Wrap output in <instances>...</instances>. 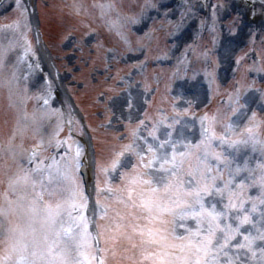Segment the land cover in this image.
Here are the masks:
<instances>
[{"label":"snow or ice","instance_id":"6c2138e0","mask_svg":"<svg viewBox=\"0 0 264 264\" xmlns=\"http://www.w3.org/2000/svg\"><path fill=\"white\" fill-rule=\"evenodd\" d=\"M4 63L5 55L0 54V67ZM43 103L48 105V99ZM246 131L247 139L219 137L221 147L225 143L229 147L251 143L255 151L259 144L264 155V141H258L251 128ZM14 139H10V147ZM169 143L163 141L155 149L149 146L152 157L147 163L144 154L131 144L125 146L139 157V164L132 165L133 175L122 177L126 179L124 187L106 189L122 206L109 224L100 222L107 217L108 207L97 199L96 207L102 211L95 222V236L86 216L88 198L82 182L76 184L72 179V165L61 169L54 158L47 164L32 150L28 167L17 163L0 193V264H108L107 253L112 264H222L220 254L227 255L225 249L248 224L253 225L256 235L249 232L234 246L247 249L255 259L253 245L256 240L264 241V160L252 168L249 157L241 164L235 156L210 151L207 146L203 154L193 155L178 151L175 143H171L169 155L165 147ZM80 154L78 148L77 157ZM123 154L113 160V171L121 165L119 156ZM12 155L15 160L16 154ZM189 157L194 163L185 171ZM79 167L77 160L75 170ZM138 167L150 171H136ZM243 173L247 175L240 178ZM252 188H257L258 194L245 197ZM100 192L97 187L98 197ZM258 210L259 220L254 222L252 214ZM188 219L196 222L194 230L183 223ZM233 220L237 221L235 226ZM177 227L186 235L176 234ZM101 242L103 247H99ZM226 264H234L231 257ZM259 264H264V247L260 248Z\"/></svg>","mask_w":264,"mask_h":264},{"label":"rangeland","instance_id":"374dc122","mask_svg":"<svg viewBox=\"0 0 264 264\" xmlns=\"http://www.w3.org/2000/svg\"><path fill=\"white\" fill-rule=\"evenodd\" d=\"M29 2L31 1V3H33L32 7L34 9V0H28ZM68 1V0H67ZM72 2H77L78 0H71ZM83 5L81 7L84 8V12L83 13L85 16L87 15L89 17L88 21H83L82 23H80V35H82L85 32V28L87 30V28H89V30L91 28H101V24L95 22L96 19H94V16H91V14L87 13L85 11L86 8L90 7L95 9L100 15V17L105 18L109 24H113L115 23L114 21V16L113 13L115 12L117 5H116V1L117 0H112V1H101V0H96L95 2H91L88 3L87 6H84L85 3H87L85 0ZM125 1L126 3H128L130 0H122ZM193 2V10H198L200 8V4L196 1V0H191ZM212 2V0H209ZM62 1L60 0H55L54 3V7H48L46 10L47 12H45V17L42 18L43 20L46 19L47 26H45V29L47 27H49V32L53 31L51 29L50 26L48 25H53V23H60V26H64L65 20H56V18H60V15L56 12L58 11L60 8V4ZM66 2V1H65ZM147 2V0H145V3ZM206 2H208V0H206ZM43 3V2H42ZM118 4H120V1L117 2ZM230 3V2H229ZM131 6H135V12L136 10H138V8L144 4L143 0H133L132 1ZM64 5V10L70 11H76V9H79V11L81 12L80 8H77L76 5L73 6H68L67 4H63ZM115 5V6H114ZM74 6H76L74 8ZM195 7V8H194ZM82 8V9H83ZM259 8V13L263 14L264 13V5H261ZM44 12V11H43ZM77 12V11H76ZM83 12V10H82ZM81 12V13H82ZM141 14V10L139 11ZM5 12L4 10H2L0 12V17L4 16ZM144 15V14H143ZM141 15V16H143ZM55 17L54 22H52L53 18ZM233 19L231 18L228 21L227 25H232L234 28L235 26L233 25ZM18 20V19H17ZM14 23H18V21H15ZM51 23V24H50ZM161 22H159L158 19H156L155 22H148V26L147 27H152L154 28V31L156 30V25L160 24ZM67 26H71V22L70 20H68V23L66 24ZM58 30V29H57ZM108 28L105 29V31H107ZM243 32V27H239L238 29H236V32L238 33L239 31ZM245 31V30H244ZM52 33H55L54 31ZM155 35H157L159 37V31L156 30V32L154 33ZM85 35V33L83 34V36ZM237 34H235L234 31H232L229 34H224V43L227 44L226 48L224 49V53H222V55L220 56V58H218L217 56H214L213 54H211L210 52H206V51H199L201 50L199 48V50L197 51H193L191 52L193 55L189 56L188 52L189 51H182V53L180 54L179 51H170V53H168V56L170 57V60H167L166 63H163L164 65H171V66H161V68H158V70H145L144 68V61L142 60L143 55L139 58H137L136 56H133V52H137V51H142V49L146 46L147 41L142 38H132V36L130 34H122V33H114L110 34V36H108V44H106V41L103 38H99L98 40L95 41H87L85 42L84 40L82 41V37L77 39V42L73 41L74 44H72V46L70 48L74 49L76 48L75 51H81L78 53L79 56V60H76V63L78 64L79 62V70L78 72H75L76 69H71L70 73H69V78L66 80V82L63 83H59L57 85V82L54 86V88L56 87V89L58 87H60L63 90V86H69L71 85V83H78V81L80 83H82V86L80 88H76L73 90V93H77L83 104H84V110H88L87 108H90V106H92V97H90L89 92L90 91H94L96 90H101V91H113L114 92H119L120 91V85L123 87L122 89H124V91L122 92L123 97L122 100L127 101L128 104H130L129 107H122V106H116V111L118 113L117 115V121L113 122L112 124H107V115L109 114L108 111L106 112H102L104 118L102 120L101 126L103 127V131H110L111 134H113L115 131H117L118 129H124L123 131H125V134L131 133V131L133 129H135L137 126V123L140 120V117H151L152 120H150V122H148V127H146L145 125H143L142 127H140L142 129V142H143V146L144 149H139L137 150V152H141L142 154L145 155V161L144 163H147V161L149 159H151L152 157V153H149L147 151L149 146H152L154 149L158 147V145H153V143L155 144L157 142V140L161 139L163 141H170L169 144H166V149L169 148V146H171V143H175L177 146L178 151H185L187 152L189 147H191L192 145H195V149L191 150V153L193 155H195L197 152H199L200 154H203V151L205 149V147L207 146L208 149L210 151H215V152H219V151H223L226 155H228L230 158L234 156V154L238 153L236 150L238 149H243L244 145L238 144L235 147H229V145L227 143H225L223 145V147H221V143L220 140L218 139L221 136H228V134H231L232 132H236L238 131L241 127V124H243V122L250 117V115L252 114L251 109H258V100H257V93L258 90H254L257 87V83H254L250 80H248V78L246 77L244 82H241V86H245V90H242L240 94V96L238 95V92L235 90L234 87H231L232 93L235 95L236 97V103H235V108L233 111L230 112V120L227 121V125L226 128L222 127L220 129V118H223L227 115V111L231 108L227 109V106L222 107V109L220 107H218L217 109H215L211 114L213 115V117H211L212 120V125H208V123L204 120L205 117L202 118H197V117H201L199 115H197V111L199 109H203L206 105H205V101L207 102V100L209 99L208 97V93L217 90L219 94H221V87L223 86L224 83H226L229 79L227 77L228 71L231 67V57L234 56L237 53H240L241 50L240 49V45L238 43V37L234 40V42H230V41H226V39L230 36H236ZM244 35V34H242ZM160 38V37H159ZM259 38V34H254V39H258ZM55 37L52 38V42H55ZM79 41H81L82 43H80ZM57 43V42H56ZM177 43L170 45V48L173 50L177 47ZM110 47H114V48H110ZM93 48L95 49L94 51ZM4 48L0 47V54H4L5 55V63L2 67H0V70L2 68H5L6 64L8 63L6 57V51L4 50ZM66 51V50H63ZM104 51H107V53H104ZM132 56L129 57L130 55H126L125 53H128ZM264 51H262V55L264 56ZM56 53V51H55ZM95 53L96 57H92V60H100L103 65L109 66L108 67V75L110 73H113L112 76H115L114 80H115V86L116 88H108L106 86H104L106 84V81L104 80L105 76L107 75H100L99 69L100 66H96V77H97V81L99 82V85L94 84L91 82L90 78L87 75L86 71H89L90 66L86 67V61L89 60V54L93 55ZM101 54V56L99 57L98 54ZM103 53V54H102ZM211 56L214 59V67L208 72L207 69H202L199 65H198V59L199 57L203 58L205 56ZM151 57V56H150ZM225 57V61H223V68L220 66V61L221 58ZM40 59L42 60V62H45L51 73H52V79L56 80V77L53 76L55 70H57V68L55 69L56 65L54 62V59L52 57V55H50L48 53V51H46L45 49H43L41 55H40ZM134 59H136L135 63H132V65L136 66V69H130V71H135L136 74H132V78L128 79L126 77L127 75V70L124 69L125 67H123V65H127L130 63V61H133ZM171 59H175L174 62L172 63ZM97 60V63H98ZM75 61V60H74ZM230 62V65H229ZM125 65V66H126ZM144 68V69H143ZM252 69H257L256 67ZM259 69L264 70L262 67H260ZM91 72H94L93 70ZM169 72V73H167ZM89 73V72H88ZM212 74L213 76H209L205 81H203V75L206 76V74ZM259 80V78H258ZM229 82V81H228ZM227 82V83H228ZM73 83V84H74ZM33 87L31 88H36V89H41V85L38 81H33L32 82ZM211 86H209V85ZM3 85V84H1ZM249 85V86H247ZM104 86V87H102ZM200 87L201 91L199 94H197L198 97H202L201 100L199 98H197L196 94V90L191 93L194 89H189L184 90V88L186 89V87ZM155 87L157 89V91H155ZM53 87H48L46 88V91L48 92H53L54 91ZM19 92L22 94V96L24 97H31V92L30 90H22L21 88L18 89ZM77 92H76V91ZM64 91V90H63ZM206 91V92H205ZM30 92V93H29ZM65 92V91H64ZM69 92V91H68ZM153 92L155 93V96L152 97L150 96L151 94H153ZM70 93V92H69ZM184 93H186V95H184ZM202 93V94H201ZM259 93H261V91H259ZM235 97H233V100H235ZM155 100V102H154ZM1 101V100H0ZM150 101L153 103H158L161 105V107L163 108L164 114L161 113H157V108L155 109V104L153 105H149V110L144 109L145 106V102ZM227 101V100H226ZM109 104H107L106 102L101 106V111H105V107ZM225 105V104H223ZM52 105L49 104L48 107L46 106H42L40 105L39 102H31V112L36 111L37 113L41 114V115H47V116H54L53 112L54 110L52 109ZM251 108V109H250ZM0 109H3V106L1 105L0 102ZM144 109V110H143ZM221 109V111H220ZM227 110V111H226ZM133 112V117L128 116L126 113ZM65 113L66 115H68V118L70 117V120L73 121V124L76 128L77 131H80L81 136L84 138V145H85V149L87 151H90L91 145L89 142V135H87V133H85V129L83 127V114L81 109L78 107H71V106H67V108H65ZM132 114V113H131ZM222 115V116H221ZM234 118H236V120H234ZM186 120H189L191 122V127H192V133L191 135H188V137L184 138L183 135L181 134V132H178V136L174 137V133L173 132H177V128L178 125H180L181 123L183 124V126L188 125L189 123L185 122ZM219 121V122H218ZM0 125L3 126L4 125V119L3 117L0 118ZM122 125H125L124 127H122ZM231 126V127H229ZM211 127L210 130H208V132H204L205 128H209ZM240 127V128H239ZM1 128V127H0ZM159 129H163L162 130V135L157 136L156 139H152L155 137V133L156 131H158ZM164 130H167L168 132L166 133ZM77 131H74V133L70 130V132H72V135L74 137H71L70 135H68V138L63 139L62 141L64 143H67L71 148H73L71 154H67V152L65 151V146L63 143L61 144H56L54 146V160L57 164H61V169H63L65 164H71L72 165V179L76 182V184H78V180H77V175L75 173V161L77 160V149L79 148L80 150L82 149L81 146H79L77 144V142L75 141L74 138H76L75 135H79V133ZM196 131H199V134H197ZM168 133H173L172 137L168 136ZM221 135V136H220ZM257 137V135H255ZM127 136L125 135V138ZM108 138H111L108 137ZM97 145L98 147L101 149V157L100 160L98 162H102V156L104 155L103 153L109 152L112 155H115L116 149L113 146V144H109V140L106 141L105 139L102 138V136L97 137ZM151 139L154 141H151ZM165 139V140H164ZM230 141V140H229ZM153 142V143H152ZM160 142V143H161ZM127 143H125L126 145ZM199 145L200 147L197 148L196 146ZM171 147L167 150V152L169 153V155L171 154ZM63 153L60 157H58L57 155ZM261 155L260 150H258V152L256 153V155L254 156L252 155H245L243 156L241 159L237 160L239 163L243 164L245 157H249V167L255 168L256 165V160L255 158H257L258 156ZM109 158H111L109 156ZM48 162H53L52 157H48L47 158ZM194 163V160L191 159V157L186 158L185 160V171H187L189 163ZM135 164V161L132 162V164H128L125 169L127 170V172L122 174V177H127L130 175H133V168L132 165ZM156 167H159V164L156 165ZM132 168V170H131ZM130 169V170H129ZM144 169V168H143ZM140 170V168L136 169V171ZM145 171H150L149 169H144ZM144 171V172H145ZM142 172V171H141ZM247 173H243L242 176L240 178H243L244 176H246ZM122 177L119 178L120 183H118V185L120 184L121 188L125 186L126 184V179H122ZM239 179V178H238ZM258 194V189L257 188H252L248 191L245 192V197L247 196H256ZM102 195V201L101 203L103 204V201H109V198H107L106 196H104L105 194H101ZM113 197V196H112ZM94 195L91 196L90 201H88V209L86 212V216L88 218V221L91 225V229L94 230V225L95 222L97 220V216L101 213L102 208H97L96 207V202L94 201ZM113 204L114 207L117 209L119 208L118 204L116 203L115 199L113 198ZM102 206V205H101ZM104 206V205H103ZM107 206V205H106ZM108 207V206H107ZM246 207L250 208L251 205L247 204ZM264 207V206H261ZM115 208H113L110 212V208H108V213H107V217L103 220L100 221L103 224H109L111 222V218L115 216ZM94 211H95V215H94ZM253 217V221H258L259 220V210L257 211V213H253L252 214ZM168 219H171V217H168ZM179 223V221H178ZM188 228L190 229H195L196 228V222L192 219H188L186 221L183 222ZM233 226H235V224L237 223V221H232ZM251 225V229L247 232L243 231V228L241 229V234L237 236L236 240L232 242V246H230L229 248L225 249V252H227V255H224L223 253L220 254L219 256V260L222 262V264H226V261L231 257L232 260L234 261V264H259L260 261V248L264 247V241H260V240H256L254 245H253V250L256 251L257 255L256 258L253 259L251 256V253L248 252L247 249H236L235 248V244L238 242H243V238L244 235L249 234V232H251L252 235H256L255 232V228L253 227L252 224H248ZM245 225V226H248ZM171 226V225H170ZM244 226V227H245ZM176 234L179 235H186L185 231L183 228H176ZM108 254V253H107ZM109 259V258H108ZM109 264L110 261H109Z\"/></svg>","mask_w":264,"mask_h":264}]
</instances>
